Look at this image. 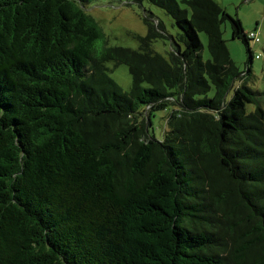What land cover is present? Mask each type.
I'll return each instance as SVG.
<instances>
[{"label":"trees","instance_id":"16d2710c","mask_svg":"<svg viewBox=\"0 0 264 264\" xmlns=\"http://www.w3.org/2000/svg\"><path fill=\"white\" fill-rule=\"evenodd\" d=\"M91 1L0 0V264H264L251 31L215 0H108L147 1L177 28L144 10L139 47L110 46ZM109 62L127 66L128 90Z\"/></svg>","mask_w":264,"mask_h":264},{"label":"rangeland","instance_id":"374dc122","mask_svg":"<svg viewBox=\"0 0 264 264\" xmlns=\"http://www.w3.org/2000/svg\"><path fill=\"white\" fill-rule=\"evenodd\" d=\"M181 7H185L182 0H177ZM231 16L240 19L244 31H255L259 37L258 42L249 40V46L253 52L252 77L248 80L249 86L264 93V0H215ZM87 12L91 14L102 31L104 32L107 44L110 46H123L137 49L139 41L135 35L144 36L147 34V25L143 21L144 10L151 12L154 17L160 20L167 33L175 34L177 28L173 19L165 14L157 6L143 1L141 5L131 2L125 4L124 1L93 0L86 4ZM222 36L225 40L230 57L240 70L246 66L247 53L244 44L237 38H233L229 19L221 25ZM203 43L202 55L208 57L207 40L204 33H199ZM170 39L168 37L157 38L152 43V47L157 52L166 55L170 49ZM110 76L124 89L128 90L131 85V76L125 64L109 62ZM253 104H247V109L252 110ZM167 110L156 111L152 118L154 134L160 138L165 127L164 116Z\"/></svg>","mask_w":264,"mask_h":264},{"label":"built area","instance_id":"2783aa9c","mask_svg":"<svg viewBox=\"0 0 264 264\" xmlns=\"http://www.w3.org/2000/svg\"><path fill=\"white\" fill-rule=\"evenodd\" d=\"M249 36L252 37V39H254L256 42H258L260 40L259 37L256 35L255 31H251L249 33Z\"/></svg>","mask_w":264,"mask_h":264}]
</instances>
